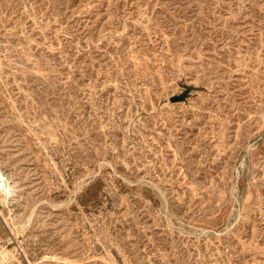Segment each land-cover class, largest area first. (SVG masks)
I'll use <instances>...</instances> for the list:
<instances>
[{"label":"rangeland","instance_id":"374dc122","mask_svg":"<svg viewBox=\"0 0 264 264\" xmlns=\"http://www.w3.org/2000/svg\"><path fill=\"white\" fill-rule=\"evenodd\" d=\"M0 174V264H264V0H0Z\"/></svg>","mask_w":264,"mask_h":264},{"label":"bare ground","instance_id":"6f19581e","mask_svg":"<svg viewBox=\"0 0 264 264\" xmlns=\"http://www.w3.org/2000/svg\"><path fill=\"white\" fill-rule=\"evenodd\" d=\"M8 190H9V185H8V182H7V180L4 178V176L2 175V174H0V192H1V194H2V196L4 197V198H7V196H8ZM12 192V191H11ZM10 192V193H11ZM8 257H9V255L7 254V253H3L2 254V260L3 261H7L8 260Z\"/></svg>","mask_w":264,"mask_h":264}]
</instances>
